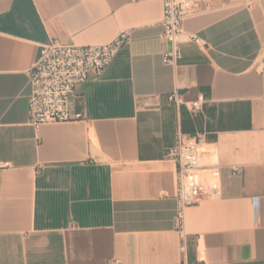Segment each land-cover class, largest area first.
Returning a JSON list of instances; mask_svg holds the SVG:
<instances>
[{
    "label": "crops",
    "instance_id": "obj_1",
    "mask_svg": "<svg viewBox=\"0 0 264 264\" xmlns=\"http://www.w3.org/2000/svg\"><path fill=\"white\" fill-rule=\"evenodd\" d=\"M190 2L183 30L202 44L172 66L162 0H0V264H264V0ZM123 30L130 43L71 100L83 119L31 127L40 46ZM178 132L204 136L220 183L187 209L185 243L166 156Z\"/></svg>",
    "mask_w": 264,
    "mask_h": 264
},
{
    "label": "built area",
    "instance_id": "obj_2",
    "mask_svg": "<svg viewBox=\"0 0 264 264\" xmlns=\"http://www.w3.org/2000/svg\"><path fill=\"white\" fill-rule=\"evenodd\" d=\"M162 2L160 39L169 48L162 54L161 60L164 65L175 66L182 57L184 44L200 46L202 43L198 37L187 35L183 30V22L191 13L190 0ZM130 41L131 30H123L110 41L99 45L62 44L54 40L41 45L38 58L28 70V124L37 130L44 124L82 120V113L73 114L71 111V100L76 89L91 76L99 77ZM167 100L176 108L185 106L192 113H198L204 101L201 95L187 100V93L178 92L168 95ZM203 143V135L187 136L178 132L175 144L166 155L176 168L174 225L183 243L187 209L204 199H215L220 194L216 154L211 151L212 161H203L207 153ZM114 264L118 262L114 261Z\"/></svg>",
    "mask_w": 264,
    "mask_h": 264
},
{
    "label": "bare ground",
    "instance_id": "obj_3",
    "mask_svg": "<svg viewBox=\"0 0 264 264\" xmlns=\"http://www.w3.org/2000/svg\"><path fill=\"white\" fill-rule=\"evenodd\" d=\"M209 154V153H208ZM210 155V154H209ZM205 156H206V154H205ZM207 157H210V156H207Z\"/></svg>",
    "mask_w": 264,
    "mask_h": 264
},
{
    "label": "rangeland",
    "instance_id": "obj_4",
    "mask_svg": "<svg viewBox=\"0 0 264 264\" xmlns=\"http://www.w3.org/2000/svg\"><path fill=\"white\" fill-rule=\"evenodd\" d=\"M203 149H205V147L203 146Z\"/></svg>",
    "mask_w": 264,
    "mask_h": 264
}]
</instances>
